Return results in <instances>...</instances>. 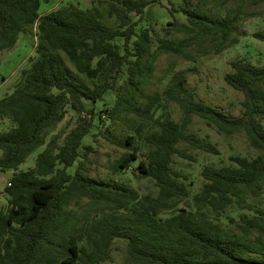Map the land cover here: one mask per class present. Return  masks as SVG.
<instances>
[{
  "label": "trees",
  "instance_id": "trees-1",
  "mask_svg": "<svg viewBox=\"0 0 264 264\" xmlns=\"http://www.w3.org/2000/svg\"><path fill=\"white\" fill-rule=\"evenodd\" d=\"M110 12L118 20L110 27L95 8L74 5L40 14L41 0H0V53L11 49L18 33L34 30L36 57L22 71V82L0 99V117H10L14 126L0 132V170H13L5 193L9 208L0 211V264H99L110 257L115 239L126 241L127 251L142 264H264V205L251 229L226 233L219 225L176 208L177 200L189 195L183 177L173 168L174 155L187 157L184 143L195 149L217 153L208 140L188 131L196 115L226 133L244 132L252 147L261 153L254 158L233 156L234 164L204 166L203 184L194 200L220 213L247 191L256 192L264 183V66L235 59L225 82L242 93L241 113L230 116L187 91V77L178 72L162 96L181 109L179 122L170 117L154 119L158 95H139L150 70L152 25L138 26L146 10L159 0H112ZM187 24L176 25L186 32L219 38L225 42L233 32L230 17H209L189 6L180 8ZM137 16V19L134 17ZM253 37L264 42V32ZM184 41L160 40L161 52L178 53ZM62 50L75 69L92 79L85 87L68 73ZM125 75L128 91L120 83ZM115 94L112 107L104 106L107 92ZM103 107L98 111L95 104ZM80 113L78 120L59 143H46V134L63 118L65 107ZM84 113V115H81ZM122 113L137 116L141 123L154 120L157 129L144 137L149 151L136 170L151 178L156 195H139L124 183L90 176L86 161L89 146L82 140L94 127V119L116 124ZM108 125H111L110 123ZM142 124L139 125L140 128ZM138 131V130H137ZM99 133L124 148L115 160L120 171L138 159L135 135L119 138L109 129ZM45 145L35 158V167L17 171L30 153ZM82 149H85L82 151ZM81 158V159H80ZM75 165L73 171L71 167ZM87 198L110 212L90 220L85 232L71 226V202ZM76 202V201H75ZM125 209V214L118 213ZM176 210L161 218L163 210Z\"/></svg>",
  "mask_w": 264,
  "mask_h": 264
},
{
  "label": "rangeland",
  "instance_id": "rangeland-1",
  "mask_svg": "<svg viewBox=\"0 0 264 264\" xmlns=\"http://www.w3.org/2000/svg\"><path fill=\"white\" fill-rule=\"evenodd\" d=\"M110 4H115V2L112 0H41L39 12L44 14L70 5L95 8L100 12L104 23L110 27H116L118 20L114 13L110 12ZM184 6H189L195 12L212 18H232L233 32L229 39L221 42L217 37L196 35L179 28L176 22L187 24L185 14L180 11V8ZM134 18L137 19V16ZM148 25L153 27L151 50L155 52V55L150 60V70L142 86L139 99L140 103L144 104L147 96H160L159 102L154 107V119L170 117L177 122L180 121L182 113L179 105L162 96L163 90L171 84L172 76L178 72H182L187 77L185 88L194 97L221 108L230 116L240 115L242 93L228 85L223 76L231 70L230 63L235 59L264 66V42L253 37V33L257 31L264 32V0H159L146 10L143 19L138 23V26ZM33 33L32 28H29L27 32L18 33L14 46L0 53V99L22 82V71L28 69L36 57V37ZM160 40L185 41L180 52L166 53L161 52L157 47ZM58 53L62 56L68 73L80 81L83 86H93L94 81L79 73L62 50H58ZM119 81L124 86V90L128 91L129 86L125 75H122ZM115 98L113 92H107L104 104L100 101L95 104L96 110L99 111L103 105L112 107ZM78 116L80 113L67 105L64 118L46 134V143L52 140L57 143L61 142L77 122ZM93 122L94 127L82 140L83 146L90 147L87 153L89 161L85 162L90 176L124 183L136 190L139 195H156L157 187L154 181L149 177H143L136 170L138 161L143 160L149 151L144 137L157 129L154 120L141 123L137 116L122 113L116 124L106 118L103 122H97L96 119ZM109 123L111 125H108ZM140 124L142 126L138 128ZM13 126L14 123L10 117H0V132L7 131ZM106 128L119 138L129 134L135 135L134 146L139 156L130 163L128 168L120 171L114 170L115 160L122 154L124 148L103 138L99 131ZM187 130L210 141L217 148V153L195 149L184 143L179 144V148L186 152L187 157L175 154L173 168L185 177L183 180L188 187L189 195L177 200L176 208L192 210L196 216L219 225L226 233L241 232L240 226H247L251 229L249 239L254 241L256 231L251 221L258 218L259 210L264 205V183L256 192L247 191L241 200L233 202L220 213L208 210L197 203L193 197L200 191L203 184L200 171L204 166L231 165L234 164L233 156L254 158L261 152L250 145L244 132L220 131L213 124L196 115L193 116ZM44 148L45 145H42L30 153L25 162L19 165L17 171L34 168L35 158ZM1 153L0 149V155ZM74 168L75 165L70 170L73 171ZM13 172V170H0V211L3 212L9 208V196L5 193L4 187ZM70 208L73 211L71 223H74L70 230L73 227L75 231L82 233L85 232L90 220L110 212L109 209L93 205L87 198L73 200ZM175 211L163 210L159 216L164 218ZM127 212L125 209L118 211L120 214ZM99 264H142V262L130 257L125 240L115 239L110 250V257Z\"/></svg>",
  "mask_w": 264,
  "mask_h": 264
}]
</instances>
